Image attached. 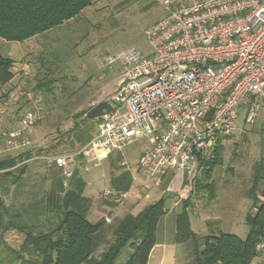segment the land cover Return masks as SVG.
Instances as JSON below:
<instances>
[{"label":"rangeland","instance_id":"374dc122","mask_svg":"<svg viewBox=\"0 0 264 264\" xmlns=\"http://www.w3.org/2000/svg\"><path fill=\"white\" fill-rule=\"evenodd\" d=\"M170 1L171 5L168 6L164 0H93L91 7L85 8L80 15L62 26L51 29L45 36L38 35L24 42L0 37V53L14 59L17 69L12 84L4 87V91L0 87V134L8 131L6 129L20 128L24 116L31 112L36 120L30 134L34 151L40 152L51 142L55 145L60 142L55 153H73L74 148L69 146L72 138L66 131L73 126L74 115L100 101L108 102L123 75V64L116 62L106 66L105 57L130 47L138 48L145 54L150 53L147 28L161 19L169 9L200 0ZM44 76L49 80L51 78V81ZM123 111L124 106L119 113ZM245 117L246 108L241 107L237 129L224 142V163L215 168L210 178L215 182V196L212 197L204 188L194 190L191 183L186 184V188L190 185L193 190L189 193L184 192L186 188L183 189V186L179 188L182 193H186V197H190L189 215L192 230L201 238L199 242L206 234L220 231L234 233L242 238L249 232L246 216L251 212L253 203L249 190L253 185L255 166L264 159L263 113L251 124L245 122ZM150 146L148 138H140L126 145L121 152L111 154V158L104 159L98 166H94L90 154L73 163L72 169L78 170L86 180L84 195L93 200L92 220L104 216L114 223L126 213H139L143 207L163 196L161 188L159 190L154 184L146 188L139 177L136 180L139 192L132 193L114 206L102 200L103 192L111 188L112 171L117 174L120 170L110 165L111 159H117L118 154H121L118 164L121 166L123 161L127 163L121 169L136 172L140 154ZM42 156H34L26 162L28 171L21 185L11 186L7 199L9 203L19 207L23 202H29L34 194H41L44 184H49L43 180L47 163ZM197 165L191 177L198 175L203 182L211 181L201 175ZM187 176L186 173L185 178L175 177L180 183V179H186L189 183ZM179 190H176L178 197ZM168 195L165 196V207L170 208L171 199ZM178 200L180 208L183 197L180 196ZM208 214L210 216L207 217ZM170 218L173 222L168 224V235L170 228L174 232L175 224L174 215H170ZM164 224L161 220L159 230ZM158 234L160 241V231ZM170 236L174 235L170 233ZM7 238L13 246L18 247L23 234L10 231ZM193 249L192 241L179 244L174 264H190ZM131 252L130 246L125 247L116 264L126 263Z\"/></svg>","mask_w":264,"mask_h":264},{"label":"built area","instance_id":"2783aa9c","mask_svg":"<svg viewBox=\"0 0 264 264\" xmlns=\"http://www.w3.org/2000/svg\"><path fill=\"white\" fill-rule=\"evenodd\" d=\"M146 34L150 53L130 47L105 57L106 66L121 62L124 71L108 100L113 109L98 118L93 138L74 153L42 156L62 168L67 184L77 159L90 154L98 166L134 140L148 138L151 146L140 154L130 189L103 192L115 202L139 192V177L146 188L154 184L165 195L175 193L164 177H191L199 155L236 131L241 107L249 124L263 113L264 135V0L196 1L169 9ZM34 118L29 112L20 128L0 134V159L32 144ZM256 244L253 264H264V237Z\"/></svg>","mask_w":264,"mask_h":264},{"label":"trees","instance_id":"16d2710c","mask_svg":"<svg viewBox=\"0 0 264 264\" xmlns=\"http://www.w3.org/2000/svg\"><path fill=\"white\" fill-rule=\"evenodd\" d=\"M92 4L93 0H0V37L24 42L38 35L45 36ZM15 63L14 59L0 53V87L3 91L16 76ZM93 106L75 114L73 126L66 131L72 138L69 146L74 148L73 153L87 144L97 131L99 119L87 117ZM233 134L220 137L208 155H199L197 166L206 179H210L215 168L224 163V142ZM59 144L51 142L41 153L34 151L31 144L14 150L15 153H5L6 156L0 159V168L6 169L0 175V264H116L127 246L132 248V252L124 264H148L157 243L160 220L169 212L165 207L164 194L139 213H126L114 223L108 222L104 216L92 220L90 214L94 203L91 197L84 195L87 183L79 171L73 170L72 177L65 184L62 168L45 161L47 170L43 180L49 184H44L42 193L34 194L29 202H23L19 207L9 203L11 186L21 185L28 171L26 162L42 155L69 153H55ZM120 158L121 154H118L117 159L110 161L113 168L120 169L117 174L112 171L110 186L114 192H125L133 183L131 171L121 169L122 165L118 164ZM255 167L253 185L249 190L255 211L246 216L249 232L245 238L220 231L206 234L199 242L201 238L192 230L190 197L185 196L181 210L175 216V240L177 243L192 241L194 249L190 264L254 263L256 243L264 237V186L261 187L262 183L264 185V159ZM190 183L194 190L204 188L212 197L215 196L214 180L203 182L196 175L191 177ZM191 186L188 185L184 192L193 191ZM102 200L111 206L119 203L112 198L104 197ZM10 231L23 234L20 246L15 247L7 240Z\"/></svg>","mask_w":264,"mask_h":264},{"label":"crops","instance_id":"0c3cea01","mask_svg":"<svg viewBox=\"0 0 264 264\" xmlns=\"http://www.w3.org/2000/svg\"><path fill=\"white\" fill-rule=\"evenodd\" d=\"M83 160H84V158H83ZM131 173H132V176L134 178L136 172L131 171ZM185 175H186V173L185 174H177L175 172H169L164 177V182H165L166 185L169 184V183H173L174 184V187L176 188V190H179V188L181 186H183L184 187L183 189H185L186 188V184H188L186 182V179H180L181 180V183H180V182H178V180H176V177H175V176H178V177L179 176H182L183 178H185ZM173 177H175V180L174 181H173ZM188 178H189V181L188 182H190V176ZM184 183H185V186H184ZM179 193H180V196L183 197V199H184L185 198L184 196H185L186 193H182L181 191ZM177 195H178L177 192L168 195L169 198L171 199V205L169 206L170 207L169 208V212L162 219V221H164V223H165L164 226H163V228H161L159 230V226H158V230H157V243L153 247V249H152V251L150 253L149 260H148V264H174V262H175V259H176V256L175 255H176L177 247H178L179 244H181V243H177L176 240H175V230H176V220H175V216H176V213L180 212V210H181V207L179 208L180 202H179L178 205H176V201L180 197V196L178 197ZM230 210H231V214H232V208ZM253 211H255V210H254L253 204H252V210H251V212H253ZM174 212H176V213L175 214H172ZM131 213H133V211ZM170 215H174V223H175L174 224V232H171L172 231L171 228L169 229V232L174 235L173 237L170 236V233H169V235L166 234L167 233V230H168L167 229L168 228V224L171 223V221L173 222L172 218H170ZM211 215H213V214H211ZM208 216H210V215L208 214L207 217ZM158 231H160V233H161V235H160V241L158 240V237H159Z\"/></svg>","mask_w":264,"mask_h":264},{"label":"water","instance_id":"95a60500","mask_svg":"<svg viewBox=\"0 0 264 264\" xmlns=\"http://www.w3.org/2000/svg\"><path fill=\"white\" fill-rule=\"evenodd\" d=\"M112 109V104L110 102H107L106 100H103L98 102L96 105L94 104V106L87 113V117L93 119L99 118L105 114H109Z\"/></svg>","mask_w":264,"mask_h":264}]
</instances>
